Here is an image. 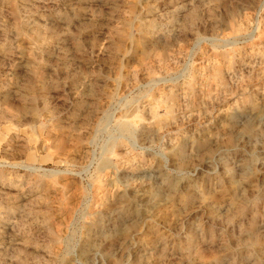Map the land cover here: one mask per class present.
Listing matches in <instances>:
<instances>
[{"label":"rangeland","instance_id":"rangeland-1","mask_svg":"<svg viewBox=\"0 0 264 264\" xmlns=\"http://www.w3.org/2000/svg\"><path fill=\"white\" fill-rule=\"evenodd\" d=\"M0 264H264V0H0Z\"/></svg>","mask_w":264,"mask_h":264},{"label":"bare ground","instance_id":"bare-ground-1","mask_svg":"<svg viewBox=\"0 0 264 264\" xmlns=\"http://www.w3.org/2000/svg\"><path fill=\"white\" fill-rule=\"evenodd\" d=\"M144 54V53H143ZM168 112V111H167ZM124 114V113H123ZM172 115V114H171ZM123 127H125V126H123ZM126 129V128H125ZM128 129V128H127ZM247 131L246 132H249L250 131V127H248L247 129H246ZM129 131H130V129H129Z\"/></svg>","mask_w":264,"mask_h":264}]
</instances>
